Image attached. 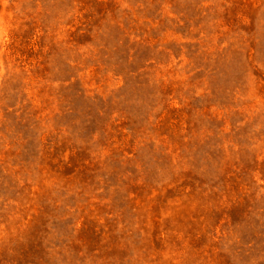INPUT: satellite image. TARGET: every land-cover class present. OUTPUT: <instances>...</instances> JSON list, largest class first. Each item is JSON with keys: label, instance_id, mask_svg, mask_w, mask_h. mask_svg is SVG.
<instances>
[{"label": "rangeland", "instance_id": "obj_1", "mask_svg": "<svg viewBox=\"0 0 264 264\" xmlns=\"http://www.w3.org/2000/svg\"><path fill=\"white\" fill-rule=\"evenodd\" d=\"M0 264H264V0H0Z\"/></svg>", "mask_w": 264, "mask_h": 264}]
</instances>
